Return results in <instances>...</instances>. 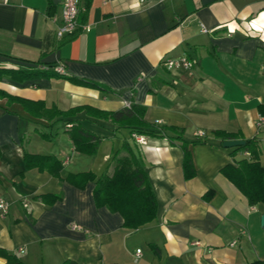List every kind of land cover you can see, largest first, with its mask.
<instances>
[{
  "label": "crops",
  "instance_id": "1",
  "mask_svg": "<svg viewBox=\"0 0 264 264\" xmlns=\"http://www.w3.org/2000/svg\"><path fill=\"white\" fill-rule=\"evenodd\" d=\"M61 2L0 0V67L64 72L0 79V198L9 202L0 215V250L23 264H264V204H250L222 173L248 154L223 147L214 134L256 137L264 162V123L256 125L264 117V0H80L86 9L79 21L89 30L58 39ZM180 57L192 66L164 64ZM130 104L144 107L148 122L182 128L188 142L204 132L201 143L188 144L191 178L184 177L181 148L166 138L139 144L128 129L111 132L109 122L81 112L103 137L86 155L74 149L69 127L48 119L75 106ZM124 139L157 201L156 217L135 230L123 227L119 213L95 206L93 182L78 188L64 179L111 172ZM26 153L60 160V179L27 167ZM50 194L60 198L41 199ZM0 264H8L1 255Z\"/></svg>",
  "mask_w": 264,
  "mask_h": 264
},
{
  "label": "trees",
  "instance_id": "2",
  "mask_svg": "<svg viewBox=\"0 0 264 264\" xmlns=\"http://www.w3.org/2000/svg\"><path fill=\"white\" fill-rule=\"evenodd\" d=\"M79 14L81 18L86 9L79 0ZM55 67L39 68L0 67V79L7 76L15 81H23L39 77H62L64 72H57ZM95 86V84H90ZM28 104L26 100H20ZM83 112L86 118L103 120L110 123L109 130L117 131L126 128L133 136L150 138H166L171 144L181 148L183 153L182 169L186 179L194 175L191 153L188 144H198L201 140L188 142L183 138V129L169 126L160 122H148L144 119V107L130 104L118 110H102L91 106H75L66 111L54 110L48 119L61 122L67 129L68 137L74 149L86 155L96 152L102 138L78 117ZM215 137L221 142L236 138L235 135L223 131H215ZM246 152L247 157L227 165L222 169L223 175L232 182L247 198L250 204H264V162L259 160V142L256 137L246 139L245 144L236 148ZM27 167L46 170L54 176L60 177L62 162L50 155H24ZM60 179V178H59ZM78 188H84L88 182H93L92 197L96 207H106L111 212H117L123 219V227L135 230L139 226L152 221L157 213V201L150 184L148 175L142 166L139 156L127 140H122L121 147L111 158V172L96 175L91 171L69 173L64 178ZM60 195H43L41 199L54 202ZM8 264H23L16 256L0 250ZM59 264H81L72 259H65ZM253 264H260L254 262Z\"/></svg>",
  "mask_w": 264,
  "mask_h": 264
},
{
  "label": "built area",
  "instance_id": "3",
  "mask_svg": "<svg viewBox=\"0 0 264 264\" xmlns=\"http://www.w3.org/2000/svg\"><path fill=\"white\" fill-rule=\"evenodd\" d=\"M79 0H62L61 2V24L57 27L56 30V37L58 39L63 38L64 36H71L74 35L78 30L81 31H88L89 26L85 23H81L78 18L79 14ZM201 27V32H207L208 29L205 28L203 25ZM164 64L167 68H185L188 69L192 66V62L185 57L180 58H173V59H166ZM57 72L61 73L62 68L61 66H55L54 68ZM264 123V117H259L256 121L257 126H261ZM195 138H203L204 132L198 130L195 132ZM136 142L139 144H144L145 139L143 136H136L133 135ZM23 206L27 207V203L23 202ZM9 202L3 198H0V215H5L8 211ZM76 227V226H74ZM21 251V250H20ZM140 253V250H136L134 261L137 260V257Z\"/></svg>",
  "mask_w": 264,
  "mask_h": 264
},
{
  "label": "water",
  "instance_id": "4",
  "mask_svg": "<svg viewBox=\"0 0 264 264\" xmlns=\"http://www.w3.org/2000/svg\"><path fill=\"white\" fill-rule=\"evenodd\" d=\"M245 144L242 139H230L222 142L223 147H239ZM261 227H264V215L260 217Z\"/></svg>",
  "mask_w": 264,
  "mask_h": 264
}]
</instances>
